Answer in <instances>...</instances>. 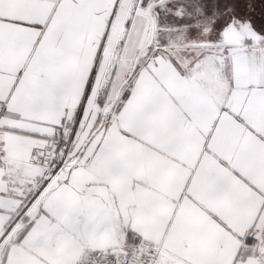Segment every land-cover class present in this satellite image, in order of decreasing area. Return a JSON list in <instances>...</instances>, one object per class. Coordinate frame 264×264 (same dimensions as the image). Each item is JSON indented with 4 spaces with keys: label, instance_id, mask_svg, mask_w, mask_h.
Wrapping results in <instances>:
<instances>
[{
    "label": "snow or ice",
    "instance_id": "obj_1",
    "mask_svg": "<svg viewBox=\"0 0 264 264\" xmlns=\"http://www.w3.org/2000/svg\"><path fill=\"white\" fill-rule=\"evenodd\" d=\"M0 264H264V0H0Z\"/></svg>",
    "mask_w": 264,
    "mask_h": 264
}]
</instances>
